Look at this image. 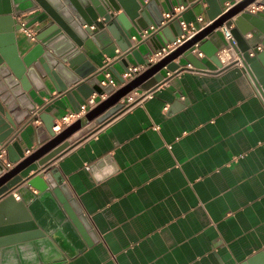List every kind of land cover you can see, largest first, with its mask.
Masks as SVG:
<instances>
[{"label": "crops", "instance_id": "0c3cea01", "mask_svg": "<svg viewBox=\"0 0 264 264\" xmlns=\"http://www.w3.org/2000/svg\"><path fill=\"white\" fill-rule=\"evenodd\" d=\"M172 3L180 6L177 0ZM160 7L169 11L168 3ZM204 8L198 15L189 6L181 18L198 25L202 16L208 23ZM131 33L132 46L141 44L140 57L158 43L143 39L136 27ZM251 33L250 43L261 45L263 36ZM18 35L22 45L28 41ZM210 40L209 51L224 47L219 36ZM97 43L95 49H83L93 65L111 64L114 76L126 71L111 33ZM197 57L205 67L188 64L170 73L150 95L51 164L90 241L81 238L86 244L82 251L70 245L72 258L57 264H249L264 253V96L241 62L222 68L205 52ZM49 85L54 98L40 94L51 103L46 112L60 124L75 111ZM73 123L81 128L88 120L83 114ZM39 125L41 119L16 132L29 149L40 146ZM46 172L37 165L24 170L26 181L12 193L16 201L40 194L49 185ZM42 207L54 220L51 205L43 202ZM36 242L3 248L0 264H55L66 257L50 238Z\"/></svg>", "mask_w": 264, "mask_h": 264}, {"label": "water", "instance_id": "95a60500", "mask_svg": "<svg viewBox=\"0 0 264 264\" xmlns=\"http://www.w3.org/2000/svg\"><path fill=\"white\" fill-rule=\"evenodd\" d=\"M177 1L195 8L198 15L204 13L206 4L209 24L153 63V55L183 33L179 19L161 25L164 11L160 6L168 3L169 11L174 12L172 0H0V144H7L8 158L16 164L5 171L0 161V252L17 243L36 240L40 243L50 238L66 255L55 262L57 264L72 258L70 245L78 246L80 251L86 248L82 239L90 243L88 233L71 204L70 192L51 164L68 148L125 111L128 107L121 100L133 90L151 91L170 73L181 71L188 64L205 67L194 50L205 52L223 68L217 55L220 48L209 51L210 36H219L224 46L234 43L239 56L237 62L254 77L264 96V0ZM250 7L259 9L252 11ZM39 9L38 15L28 23V26L40 25L37 41L22 45L18 16ZM149 15L152 16L150 21ZM151 25L158 29L146 39L158 43L140 57V42L132 46L129 41L131 30L136 27L141 32ZM253 31L263 36L260 50L250 43L251 37H247ZM106 33H111L119 44L118 60L125 64L126 71L130 67L139 70L141 66L146 67L118 88L106 77L112 72V65L98 69L83 50L85 46L95 49ZM227 35L231 36L230 40ZM131 56L135 62L131 61ZM120 74L113 75L117 82H123ZM50 83L61 97L68 99L75 112L80 111L94 92L107 97L88 110L85 114L88 123L84 127L73 123L62 129L55 121L57 117L46 112L51 103L40 94L44 92L48 98H54ZM38 119L43 122L35 128L40 146L27 155L29 147L24 146L16 132ZM56 127L59 131L54 129ZM32 165L47 171L49 185L40 194L31 193L17 202L12 193L24 184L26 178L22 173ZM24 189H20V196ZM43 202L51 205L54 220L42 207ZM78 214L82 217L80 212ZM258 262L264 264L263 252L248 261L249 264Z\"/></svg>", "mask_w": 264, "mask_h": 264}, {"label": "built area", "instance_id": "2783aa9c", "mask_svg": "<svg viewBox=\"0 0 264 264\" xmlns=\"http://www.w3.org/2000/svg\"><path fill=\"white\" fill-rule=\"evenodd\" d=\"M240 0H235V3ZM232 3L231 5H233ZM229 5V6H231ZM187 7L184 5L176 6L174 7V12L167 11L164 13V20L162 21L161 25L167 24L169 21L173 19H179L180 24L183 28V33L178 36L173 42L167 44L162 49L158 50L153 57L151 58V61L157 62L164 58L166 55L171 53L173 50H175L178 46H180L182 43L187 41L188 39L192 38L196 33H198L200 30H202L205 26H207L209 23H204V19L202 16L198 18V25L194 24L192 22H188L181 18L183 11ZM252 11H256L259 8L257 7H250ZM34 11L28 12L26 14L18 16V21L21 24L20 32L27 38L30 42H36L37 41V30L34 26H28L29 20H27V15L30 13H33ZM158 28L154 25H151L149 28H146L140 32V36L143 39L148 38L153 32H155ZM252 33L249 32L247 34V37H252ZM228 36V40L231 39L230 35ZM134 39L136 37L134 36ZM137 40V39H136ZM257 49H262L261 45H257ZM254 52H251L253 55ZM199 56H203V52L199 51ZM220 61L222 62L223 66H230L235 65L239 62V56L237 53V50L234 46V43H229L228 45L222 47L218 53H217ZM109 65V63H108ZM191 66V65H189ZM146 69L145 66H141V69L139 70L137 67H130L129 70L122 72L121 78L123 79V82H117L114 76L112 75V72L109 71L106 74V77L109 79L110 83H112L116 88L121 87L125 84H127L130 80L134 79L136 76H138L141 71ZM105 83V82H103ZM151 92L145 91L142 89H135L131 93L127 94L126 97H124L121 101H123L127 107H130L132 104L138 102L139 100L143 99L144 97L150 95ZM100 98L105 99L104 95H99ZM99 96L92 95L85 104L81 106V109L79 112H72L69 113L61 118V123L59 124L62 126V129L70 125V123L78 118L79 116L86 114L89 109L95 107L100 100H98ZM36 150V149H35ZM34 151V149H28L27 155L31 154ZM0 161L4 164V170L8 171L16 166L15 163H12L8 158V151H7V144H0Z\"/></svg>", "mask_w": 264, "mask_h": 264}]
</instances>
